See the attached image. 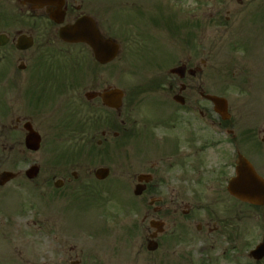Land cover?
I'll list each match as a JSON object with an SVG mask.
<instances>
[{
  "label": "flooded vegetation",
  "instance_id": "af4514ba",
  "mask_svg": "<svg viewBox=\"0 0 264 264\" xmlns=\"http://www.w3.org/2000/svg\"><path fill=\"white\" fill-rule=\"evenodd\" d=\"M12 1L24 16V26L9 25L7 31L0 27L4 43L0 45V172L15 168L17 156L30 159L23 143L26 123L36 128L49 120L61 127L71 122L73 113L78 132L82 129L93 145V162L100 164L99 158L108 156L112 162L105 161L114 169L102 178L95 176L98 167L79 170L80 174L39 169L32 180L24 171H15L17 176L0 186V264H110L96 253L82 257L75 244L81 237L77 208L66 200L86 188L109 195L110 200L115 195V204L122 201L135 211L124 226L125 235L133 240V263L220 264V252L226 250L222 244H228L237 229L243 205L226 191L231 172L226 159L243 152L251 156L254 148L248 137L237 136L230 123L220 120L206 98L214 93L203 88L207 48L196 40V33L205 38L210 16L199 19L186 11L185 52L162 57L158 73L130 80L128 75L113 74L111 63H97L87 44L59 38L62 26L82 17L94 22L102 38H112L111 0ZM244 1L235 0L239 6ZM225 8L211 18L219 17L220 23L225 12L228 23L230 11ZM20 35L31 40L30 48L17 50ZM79 55L90 65L89 71L63 73L69 59ZM17 60L23 70H30L27 74L17 73ZM178 66L183 70L169 72ZM115 89L121 90L116 109L111 106ZM18 94L25 103L17 115ZM37 184L44 192L46 214L41 219L14 217L12 187L23 194ZM47 209L53 211L52 217ZM259 216L264 221V213ZM65 225L67 232L62 229Z\"/></svg>",
  "mask_w": 264,
  "mask_h": 264
},
{
  "label": "rangeland",
  "instance_id": "374dc122",
  "mask_svg": "<svg viewBox=\"0 0 264 264\" xmlns=\"http://www.w3.org/2000/svg\"><path fill=\"white\" fill-rule=\"evenodd\" d=\"M98 1L101 4L105 0ZM263 1L246 0L242 6H239L235 0H111V21L114 20L112 31L116 34L114 38H118L123 46V50L125 49L124 54H120L118 59L111 64V71L113 74L126 73L130 75H133V71L136 75L154 72L152 66L142 68L138 61L140 55L137 47L139 46V42L142 41L141 35L143 29H147L148 36L151 38L146 39L145 43L147 46L153 45V48H160L157 62L163 56L161 54L162 50L164 55L169 53L166 51V47H169L170 54L168 55L184 49L181 43V36L183 37L182 32L185 34L186 30H180L178 35H172L170 30L154 27L152 22H140L137 15H135L136 9L145 11L144 15L148 13L147 11H150L151 17H154L158 8V15L160 16L171 17L173 15L175 17L176 15L175 19L172 17V21L178 24L183 20L188 21V17L185 14L186 11H192L200 19L203 14L209 17L219 9L226 10L225 6H228L230 20L227 24L220 25L218 21L219 17H214L213 19L210 17L207 22L205 38L201 39V32L196 33V40L198 42L203 41L207 48V78L203 88L208 92L218 93L227 99L230 126H233L236 132L252 129L257 132L256 138L259 140L264 135V19L258 18L259 16L256 17V14L258 15L263 10L264 15V9L260 8V4ZM160 3L166 6L160 5L156 7ZM12 5V0H0V10H3V14L6 16V19L1 18L0 22L1 29L4 31H7L8 23L12 19L11 15H13V18L21 20L24 23V16L19 17V14L14 12ZM221 14L222 18H225L227 15L225 12ZM147 18H149V15H146ZM100 19L103 23L105 22L104 12L100 14ZM220 21L223 23V20ZM162 23H164V20H162ZM14 26L16 29L22 27V25L17 23ZM260 35L263 38L259 39L258 36ZM71 52L76 53L74 51ZM152 53L155 55L154 52ZM135 57L137 60L133 62L132 60ZM75 58L79 60L78 67L80 64L82 65V70L90 66L81 55ZM32 59L34 61V57ZM133 63L135 64L133 65ZM18 64L19 61L17 60ZM27 64L29 63L27 62ZM28 71L30 70L17 73L25 75ZM20 79H23V77H20ZM20 94L17 95L16 99L17 115L21 114L22 103H25V99ZM41 118L43 120V116ZM43 121L45 123L42 126H36L40 135L42 134L43 136L40 150L36 153H31L30 159L24 161L21 157L17 156L16 169L13 170L23 171L28 165L36 163L40 165L41 171H53L52 169L67 167V169L79 172L78 164L71 162L74 164L69 166L71 163L64 164L62 163L63 160L58 162V155L63 154L62 152L64 151H70L74 141L76 142V149L83 142L71 140L70 138L65 141H56L54 137L57 131L52 128V124H49V120ZM261 149L262 159L257 160V165L261 169V172L264 173V144L261 145ZM77 163H80V170L82 171L92 170L100 165L108 166L107 163L94 164L87 158L80 159ZM6 165L7 163L4 166ZM11 191L18 193L19 197L16 194L13 196L20 201V207L18 203L16 206V202L12 204V210L15 208V212L13 211L14 217L23 216L41 219L44 216V212L46 214L43 202L44 192L40 189L39 184L36 187L32 185L22 195L19 194V190L15 187H12ZM80 195L76 201H78L80 206L82 205L84 210L81 211V217L78 218L81 224V231L80 226H78L81 237L75 244L79 245L78 248L82 251L81 256L88 257L89 254L93 256L96 253L98 258L109 260L110 264H138L133 263L136 259L134 256V254L136 255L135 250L132 249V244L130 243L133 240H130L124 232V226L128 221H131L130 217H126L127 212L125 210H118L117 213V209L114 208L111 212L115 219L111 218V212L107 218L106 214L109 211L107 203L104 204V208H101L98 203L87 205V202L89 203L93 199L87 193L81 192ZM25 198L28 200L27 203L24 202ZM241 210L242 214L247 213L245 208ZM248 213L250 214V211ZM92 219L94 220L92 221ZM243 219L246 218L241 216V221L238 223L239 234L235 241L232 242L233 244H227L226 242L222 244L223 248L229 250L220 258V264H254L249 258L248 252L258 242L264 240L262 223L257 217H255L256 220L251 218V216L248 218L249 221ZM50 222L53 221L50 220ZM94 223L100 225L95 226ZM94 228H97V232H100V234L108 233L109 237L94 238V235L99 234L97 232V234L94 233ZM62 229L67 232L66 225L62 226ZM73 243L70 241V244ZM231 245H234V249H230ZM257 264H264V259Z\"/></svg>",
  "mask_w": 264,
  "mask_h": 264
},
{
  "label": "water",
  "instance_id": "95a60500",
  "mask_svg": "<svg viewBox=\"0 0 264 264\" xmlns=\"http://www.w3.org/2000/svg\"><path fill=\"white\" fill-rule=\"evenodd\" d=\"M79 24L80 22L66 31L64 30L61 32V37L66 40L86 41L92 46L96 59L100 62L108 61L115 56L117 46L113 42L100 40L94 30L91 31L84 28V30L80 31ZM210 99L214 101L216 109L220 110V115L225 118V101L221 98L218 99L215 97H210ZM27 129L29 133L26 136V146L29 149L36 150L39 145V137L31 130L30 127ZM34 171L35 169L33 168L31 172L33 173ZM28 173L31 174L30 172ZM11 176L12 175L9 173H2L0 175V179L6 180ZM228 191L237 198L249 203L262 204L264 202V181L254 173L253 169L242 157H240L237 161L236 175L229 181ZM263 255V247H257L253 252H251V256L255 259H259Z\"/></svg>",
  "mask_w": 264,
  "mask_h": 264
}]
</instances>
